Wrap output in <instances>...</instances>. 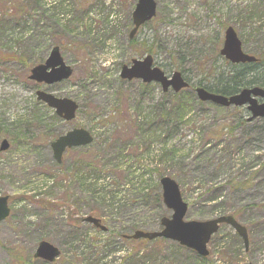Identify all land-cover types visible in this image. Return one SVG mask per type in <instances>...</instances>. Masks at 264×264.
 Instances as JSON below:
<instances>
[{"label":"rangeland","instance_id":"1","mask_svg":"<svg viewBox=\"0 0 264 264\" xmlns=\"http://www.w3.org/2000/svg\"><path fill=\"white\" fill-rule=\"evenodd\" d=\"M137 2L0 0V122L10 132L1 137L11 143L0 152V196L11 207L0 223V264H264V119L246 122V108L201 103L191 89L183 92L185 118L162 124L161 104L171 107L172 91L120 77L123 65L147 55L145 44L167 76L180 71L193 88L216 87L232 69L219 54L228 27L247 53L264 59V0H156V17L132 43ZM54 46L73 75L38 85L31 69ZM38 89L76 101V118L59 119L37 101ZM73 128L94 142L58 164L51 143ZM90 166L118 169L99 174ZM162 177L179 185L186 221L233 215L248 229V249L228 225L206 259L173 241L122 239L118 233L132 235L134 224L154 232L162 215L171 217L163 203L137 200L144 188L161 192ZM88 216L108 230L82 222ZM41 241L60 250L53 263L34 259Z\"/></svg>","mask_w":264,"mask_h":264},{"label":"water","instance_id":"2","mask_svg":"<svg viewBox=\"0 0 264 264\" xmlns=\"http://www.w3.org/2000/svg\"><path fill=\"white\" fill-rule=\"evenodd\" d=\"M157 14V2L155 0H138L133 11L134 28L130 33V39L136 35L141 26L151 21ZM220 54L234 64L255 63L257 58L246 54L242 50V42L236 31L229 27L225 33V42ZM73 74V70L68 66L60 52L59 47H54L44 64L35 66L31 70L30 80L38 84L52 86L68 80ZM122 79L132 81L141 80L144 83H159L166 93L172 89L175 93L189 87L181 72H174L169 78L159 67L154 66L153 57L146 56L144 59H134L131 65H123L121 74ZM197 96L202 102H212L222 107H243L247 106L252 121L257 118H264V101L259 103V98L264 100V89L261 87L246 88L238 94L224 96L221 94L210 93L205 88L196 89ZM36 97L39 102L44 103L53 109L57 116L66 122L73 121L79 110L76 101L69 98H60L54 94L38 90ZM94 141L91 133L83 128H74L65 135L59 137L51 144L54 159L57 163H62L63 155L67 149L87 147ZM10 148V143L4 139L0 145V151L5 152ZM162 189L163 204L172 211L171 217L161 219L162 230L155 232H145L138 230L133 235L125 236L127 239H145L153 241L156 239H166L173 241L189 250L196 252L205 258L209 255L208 244L211 238L219 231L221 225L230 226L237 235L243 240L246 250L249 245L248 230L240 224L233 216L224 215L208 221H186L188 205L184 202L179 185L170 177H163L160 180ZM8 197H0V222L10 215ZM84 222L93 224L101 231L107 228L101 223L100 219L88 216ZM60 255L59 249L47 241L39 243L34 257L52 263Z\"/></svg>","mask_w":264,"mask_h":264},{"label":"trees","instance_id":"3","mask_svg":"<svg viewBox=\"0 0 264 264\" xmlns=\"http://www.w3.org/2000/svg\"><path fill=\"white\" fill-rule=\"evenodd\" d=\"M131 42L134 43V40H132ZM144 46H145V49L142 51L141 55L143 53H145V54H152L153 53V50H154L153 45L147 46L144 44ZM229 66L232 69L230 71H228L227 74H220L219 77H217L216 87L205 86V88L212 91V92L220 93L223 95L236 94L241 89L246 88V87L261 86L264 88V59H263V57L260 58V61L255 63V64H244V65H242V64L230 65L229 64ZM199 85L202 86L201 83ZM146 86L147 85H143V87H146ZM185 102H187V101H186V98H183V92H181L179 94H172V100L168 104L169 106H171L170 108L161 104L162 107H161V112L158 114V122H160V123L162 122V124H165V122L184 119L186 113H185L183 104ZM37 104L40 106L39 103H37ZM36 122H38V124H40V122H42V117L41 116L36 117ZM153 123H154L153 120L152 121H148V120L143 121V125H148L149 127L152 126ZM8 132L9 131H6V129H4V125L0 122V137L3 134H9L10 133V132L9 133ZM14 135L16 138H18L20 136V134H17V133H14ZM74 150H77V149H74ZM74 168H75L74 171L76 173H79L81 170L86 169V167L85 168L84 167H74ZM88 168H90V172L99 173V174L104 172V170H106L108 168H109L108 169L109 174L114 173L118 169V167H91V166ZM157 173H159V172L157 171ZM158 187H159V185H158ZM151 191L153 192L154 189H152ZM151 193H149V191L144 188L142 190V192L140 193V196H138L137 200H140V203L143 204V206H144V205H146V203H150V199L153 198L155 203L161 205L162 204L161 192L157 191L153 195ZM162 217H163V215H162ZM159 221L160 220L158 219L157 225L160 228ZM140 228H141V226L134 224L132 227H129V230L131 233L135 230H139ZM125 232H128V231L118 233V235L122 239H124V235L129 234V232L128 233H125ZM142 242L147 243V241H142ZM152 242H154V241H152ZM164 242H166V241L161 240V239H158L155 241V243H157V244L158 243H164Z\"/></svg>","mask_w":264,"mask_h":264}]
</instances>
